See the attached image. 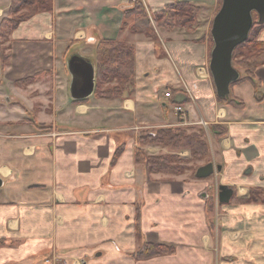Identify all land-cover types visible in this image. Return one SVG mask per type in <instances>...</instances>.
Listing matches in <instances>:
<instances>
[{
  "label": "crops",
  "instance_id": "1",
  "mask_svg": "<svg viewBox=\"0 0 264 264\" xmlns=\"http://www.w3.org/2000/svg\"><path fill=\"white\" fill-rule=\"evenodd\" d=\"M133 1L52 0L4 42L0 264H264V65L258 95L242 81L231 91L244 106L220 103L208 37L218 0H140L150 17L174 1L199 7L192 30L166 31L151 19L155 40L130 31L124 9ZM10 3L0 0V22ZM101 38L134 46V83L122 97L74 102L67 61L78 53L95 68ZM28 77L35 80L15 83ZM188 126L205 129L211 176L150 173L135 160L137 147L145 157L168 151L139 145L142 131ZM219 185L233 188L229 202L218 201ZM251 189L261 201H231ZM145 243L175 250L135 259Z\"/></svg>",
  "mask_w": 264,
  "mask_h": 264
},
{
  "label": "trees",
  "instance_id": "2",
  "mask_svg": "<svg viewBox=\"0 0 264 264\" xmlns=\"http://www.w3.org/2000/svg\"><path fill=\"white\" fill-rule=\"evenodd\" d=\"M221 0H218V9ZM52 0H11L9 13L0 22V64H3L8 54L4 39L14 30L20 22L27 20L37 12L50 11ZM199 7L189 2L174 1L164 7L163 10L148 15L144 4L140 0H135L132 5L124 9V15L131 20L130 31L143 34L151 39H156V34L152 26L151 19L158 28L172 31L175 28L192 30L197 24V14ZM127 23L125 22L124 25ZM211 28V26H210ZM264 30V21L258 22L257 15L253 14V25L245 42L238 45L232 55L233 66L243 71L239 79L231 84L232 87L242 81H248L253 86L256 95L260 92L259 81L255 78L256 70L264 65V40L259 38ZM210 50L212 48V38L210 29L208 32ZM134 46L120 40L104 39L97 40L95 45V87L93 93L99 97H122L127 91V86L134 83ZM35 80V77H28L16 81L19 86H23ZM115 82L114 84H110ZM107 84V85H106ZM83 100V99H82ZM223 104H231L235 107H243L244 102L233 96L232 91L228 98H218ZM78 102L81 100H74ZM221 127L214 126V129ZM220 135L224 129H220ZM138 144H152L166 147L168 153L144 156L140 148L134 151L137 162H145L148 172L165 173L179 175L192 168L188 164L193 161L210 162L209 145L205 129L202 126L188 127H162L150 131H142L138 136ZM187 150L189 156L184 158L179 152ZM122 152V147L115 150L113 161ZM196 171V170H195ZM193 172V170H192ZM195 176V172H193ZM261 190L251 189L250 195L246 199L232 197V202L261 201ZM209 208L213 206V197L207 199ZM6 244L5 240H0V246ZM174 247L164 244L145 243L133 257L137 260L148 259L155 256L171 254Z\"/></svg>",
  "mask_w": 264,
  "mask_h": 264
},
{
  "label": "water",
  "instance_id": "3",
  "mask_svg": "<svg viewBox=\"0 0 264 264\" xmlns=\"http://www.w3.org/2000/svg\"><path fill=\"white\" fill-rule=\"evenodd\" d=\"M254 13L258 22L264 21V0H221L220 8L212 19L210 35L213 45L209 57V72L218 98H228L231 84L240 77L239 70L232 64V55L234 49L248 38ZM67 70L71 77V98L82 100L90 96L95 87L93 63L85 56L75 53L67 61ZM214 172L213 163L208 162L196 169L195 177L207 178ZM1 185L0 178V187ZM217 188L218 201L229 202L233 188L227 185H219Z\"/></svg>",
  "mask_w": 264,
  "mask_h": 264
},
{
  "label": "rangeland",
  "instance_id": "4",
  "mask_svg": "<svg viewBox=\"0 0 264 264\" xmlns=\"http://www.w3.org/2000/svg\"><path fill=\"white\" fill-rule=\"evenodd\" d=\"M5 18H6V17H5ZM7 38H8V36L6 37V39H4V41H6ZM92 54L94 55V51H93ZM239 72H240V75L243 73V71H241V70H239ZM114 83H115V82H114ZM130 88H131V86H127V91H129ZM261 97L264 98V95L261 94ZM168 152H170L169 149H168L167 153H168ZM188 156H189V152H188V155L185 156V157H188ZM203 164H204V162H203ZM203 164H201L199 160H198V161L193 160V161H191V162L188 164V166L192 168L191 170H193V172H195V170H196L199 166H201V165H203ZM193 172L191 173L192 176H193Z\"/></svg>",
  "mask_w": 264,
  "mask_h": 264
},
{
  "label": "built area",
  "instance_id": "5",
  "mask_svg": "<svg viewBox=\"0 0 264 264\" xmlns=\"http://www.w3.org/2000/svg\"><path fill=\"white\" fill-rule=\"evenodd\" d=\"M164 96L167 97V98H169V97L172 96V94H171L170 91H166V92L164 93ZM177 110H178V111H182V108H181L180 106H178V107H177ZM202 123H203V122H202ZM203 125H205V123H203ZM45 264H57V263H52V262H50L49 260H46V261H45Z\"/></svg>",
  "mask_w": 264,
  "mask_h": 264
}]
</instances>
